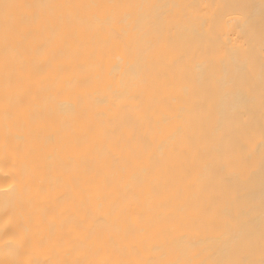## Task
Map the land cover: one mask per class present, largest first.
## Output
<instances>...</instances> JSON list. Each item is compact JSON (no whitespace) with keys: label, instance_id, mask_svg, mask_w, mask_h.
Masks as SVG:
<instances>
[{"label":"bare ground","instance_id":"obj_1","mask_svg":"<svg viewBox=\"0 0 264 264\" xmlns=\"http://www.w3.org/2000/svg\"><path fill=\"white\" fill-rule=\"evenodd\" d=\"M0 264H264V0H0Z\"/></svg>","mask_w":264,"mask_h":264}]
</instances>
